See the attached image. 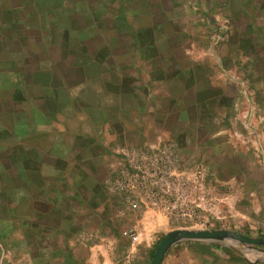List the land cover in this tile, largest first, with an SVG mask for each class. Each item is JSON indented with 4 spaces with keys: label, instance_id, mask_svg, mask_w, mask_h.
Listing matches in <instances>:
<instances>
[{
    "label": "crops",
    "instance_id": "1",
    "mask_svg": "<svg viewBox=\"0 0 264 264\" xmlns=\"http://www.w3.org/2000/svg\"><path fill=\"white\" fill-rule=\"evenodd\" d=\"M192 226L262 243L160 264H264V0H0V264H150Z\"/></svg>",
    "mask_w": 264,
    "mask_h": 264
},
{
    "label": "built area",
    "instance_id": "2",
    "mask_svg": "<svg viewBox=\"0 0 264 264\" xmlns=\"http://www.w3.org/2000/svg\"><path fill=\"white\" fill-rule=\"evenodd\" d=\"M154 159V158H152ZM151 159V160H152ZM146 167L139 168L141 176L144 178L145 175H151L154 179L153 180V189L149 191V194L152 198L155 199L156 205H159L163 208L164 212H166L170 217L176 220H193L194 210L188 201L187 193L185 190L177 191L176 184H174L172 181H170L164 172V168H160L159 170L155 168H148ZM163 178L164 180H161ZM121 181H124V179L120 178ZM123 183V182H121ZM127 183V182H126ZM158 191L161 194H172V200L171 201H164L161 194L157 193ZM130 207L132 209L137 208V205L132 200H127Z\"/></svg>",
    "mask_w": 264,
    "mask_h": 264
},
{
    "label": "water",
    "instance_id": "3",
    "mask_svg": "<svg viewBox=\"0 0 264 264\" xmlns=\"http://www.w3.org/2000/svg\"><path fill=\"white\" fill-rule=\"evenodd\" d=\"M238 239L249 245H259L262 240L242 238L235 236L228 231H214V230H198L186 229L170 232L166 234L160 241L157 249L154 252L150 264H160L166 250L173 244L180 241H221V239Z\"/></svg>",
    "mask_w": 264,
    "mask_h": 264
},
{
    "label": "rangeland",
    "instance_id": "4",
    "mask_svg": "<svg viewBox=\"0 0 264 264\" xmlns=\"http://www.w3.org/2000/svg\"><path fill=\"white\" fill-rule=\"evenodd\" d=\"M192 228L194 229V228H196V227H193V226H192ZM196 229H197V228H196Z\"/></svg>",
    "mask_w": 264,
    "mask_h": 264
},
{
    "label": "trees",
    "instance_id": "5",
    "mask_svg": "<svg viewBox=\"0 0 264 264\" xmlns=\"http://www.w3.org/2000/svg\"><path fill=\"white\" fill-rule=\"evenodd\" d=\"M30 17V16H29ZM26 17L24 16V19H25Z\"/></svg>",
    "mask_w": 264,
    "mask_h": 264
}]
</instances>
